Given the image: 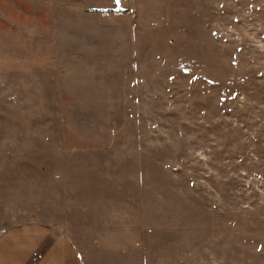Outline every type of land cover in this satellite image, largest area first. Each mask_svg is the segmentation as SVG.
<instances>
[{"label":"rangeland","instance_id":"obj_1","mask_svg":"<svg viewBox=\"0 0 264 264\" xmlns=\"http://www.w3.org/2000/svg\"><path fill=\"white\" fill-rule=\"evenodd\" d=\"M82 264H264V0H0V234Z\"/></svg>","mask_w":264,"mask_h":264},{"label":"crops","instance_id":"obj_2","mask_svg":"<svg viewBox=\"0 0 264 264\" xmlns=\"http://www.w3.org/2000/svg\"><path fill=\"white\" fill-rule=\"evenodd\" d=\"M0 264H82L70 238L54 226L25 223L0 234Z\"/></svg>","mask_w":264,"mask_h":264}]
</instances>
